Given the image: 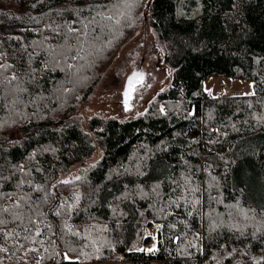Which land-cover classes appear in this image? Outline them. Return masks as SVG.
<instances>
[{
  "label": "trees",
  "instance_id": "obj_1",
  "mask_svg": "<svg viewBox=\"0 0 264 264\" xmlns=\"http://www.w3.org/2000/svg\"><path fill=\"white\" fill-rule=\"evenodd\" d=\"M121 1L0 0V264H264V0ZM140 25L170 85L54 128ZM216 76L254 94L212 98Z\"/></svg>",
  "mask_w": 264,
  "mask_h": 264
},
{
  "label": "rangeland",
  "instance_id": "obj_2",
  "mask_svg": "<svg viewBox=\"0 0 264 264\" xmlns=\"http://www.w3.org/2000/svg\"><path fill=\"white\" fill-rule=\"evenodd\" d=\"M129 1L133 0H122L121 4L126 5ZM165 48L167 45L158 39L148 25H140L136 35L118 49L88 101L77 105L54 128L59 129L78 120L85 129L86 121L91 117L125 122L143 115L150 102L158 93L165 90L172 80V68L164 62ZM136 71L144 74V80L135 86L130 100L131 107L126 110L120 104L122 92L127 78ZM203 90L212 98H240L254 94L252 82L224 76L205 80ZM6 141L8 144L16 143L17 135L6 137ZM101 155V151L97 150L88 161L75 166L69 173L61 176L60 180L77 179L79 171L93 165ZM250 184L251 193L258 192V185L252 182Z\"/></svg>",
  "mask_w": 264,
  "mask_h": 264
},
{
  "label": "water",
  "instance_id": "obj_3",
  "mask_svg": "<svg viewBox=\"0 0 264 264\" xmlns=\"http://www.w3.org/2000/svg\"><path fill=\"white\" fill-rule=\"evenodd\" d=\"M135 74V75H134ZM131 78L132 82L131 85H129V79ZM144 80V74H142L140 71H136L133 72L126 80L125 85H124V89L122 92V101L120 102V104L125 108V103L127 102V109L131 107V103L130 100L132 98L133 95V90L135 88V86H137L138 84L142 83ZM128 92V95L125 96L124 93ZM126 109V108H125Z\"/></svg>",
  "mask_w": 264,
  "mask_h": 264
},
{
  "label": "snow or ice",
  "instance_id": "obj_4",
  "mask_svg": "<svg viewBox=\"0 0 264 264\" xmlns=\"http://www.w3.org/2000/svg\"><path fill=\"white\" fill-rule=\"evenodd\" d=\"M135 75V74H134ZM131 82H132V80H131V78L129 79V85H131ZM124 95L125 96H127L128 95V92L126 91L125 93H124ZM125 108H126V110H127V102L125 103ZM79 179V178H78ZM66 183V182H65ZM0 223H3L2 221H0ZM3 249H0V251H2ZM147 251H149V252H152V251H155V247H153V248H150V249H148ZM66 259H67V257H66Z\"/></svg>",
  "mask_w": 264,
  "mask_h": 264
},
{
  "label": "built area",
  "instance_id": "obj_5",
  "mask_svg": "<svg viewBox=\"0 0 264 264\" xmlns=\"http://www.w3.org/2000/svg\"><path fill=\"white\" fill-rule=\"evenodd\" d=\"M178 91L180 92L181 90H180V89H178Z\"/></svg>",
  "mask_w": 264,
  "mask_h": 264
}]
</instances>
